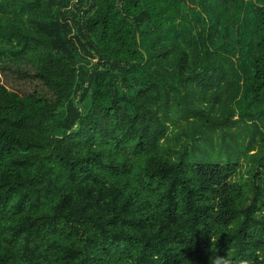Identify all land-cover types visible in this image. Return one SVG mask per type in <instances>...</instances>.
<instances>
[{
    "label": "trees",
    "instance_id": "16d2710c",
    "mask_svg": "<svg viewBox=\"0 0 264 264\" xmlns=\"http://www.w3.org/2000/svg\"><path fill=\"white\" fill-rule=\"evenodd\" d=\"M241 153L264 169V0H0V264H264Z\"/></svg>",
    "mask_w": 264,
    "mask_h": 264
},
{
    "label": "rangeland",
    "instance_id": "374dc122",
    "mask_svg": "<svg viewBox=\"0 0 264 264\" xmlns=\"http://www.w3.org/2000/svg\"><path fill=\"white\" fill-rule=\"evenodd\" d=\"M114 80L116 82V79ZM126 80L127 84H134L137 82V77L136 75H133V73L127 72ZM222 111V107H215L211 114L214 115V117L219 116L217 118H221ZM169 118L171 119V122L168 124V142H165L164 145L168 146V148H171V150L174 151L182 145L184 141L183 131L188 128L189 121L192 119L186 118L185 114L176 113L173 108L170 110ZM233 119H236V116ZM245 129L244 122L241 121H239L238 124L233 125L231 128V130L234 132V138L239 149H241V147L243 148L244 146L252 145V149L247 153L248 156L256 150H261L262 145L260 144L259 140L250 144L248 142L249 136L248 133L245 132ZM216 133L219 134L220 131L218 130ZM170 153L172 154V158H176V155H174L172 151H170ZM231 180L238 183H250L252 180L255 182L264 183V169L252 167L251 164L246 159H244V153H241L238 159V166L233 172Z\"/></svg>",
    "mask_w": 264,
    "mask_h": 264
}]
</instances>
